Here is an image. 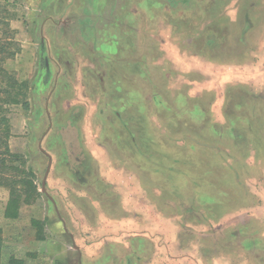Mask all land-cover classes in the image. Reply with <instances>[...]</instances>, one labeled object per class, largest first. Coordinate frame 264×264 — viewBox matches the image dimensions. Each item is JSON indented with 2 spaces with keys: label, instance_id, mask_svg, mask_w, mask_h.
<instances>
[{
  "label": "rangeland",
  "instance_id": "rangeland-1",
  "mask_svg": "<svg viewBox=\"0 0 264 264\" xmlns=\"http://www.w3.org/2000/svg\"><path fill=\"white\" fill-rule=\"evenodd\" d=\"M116 1L119 0H84L86 3L78 9L82 15L80 18L74 16V19L68 6L60 4L56 7L59 13L53 6L51 12L66 18L69 25L72 21L77 23V30L40 34L38 25L52 14L42 15L38 24L39 0H0V39H6L10 36H7L8 29L12 30L16 42L12 48L18 52L6 68L17 79L19 72L14 71L15 68L24 73L18 80L26 83L20 91L26 94L22 101L27 102V109L22 103L4 106L8 110V122L0 125L8 135L7 149L0 146V264H7L10 257L20 264H65L56 259L61 247L59 235L50 227L60 219L84 221V210L72 204L73 198L82 199L92 208L85 213L98 224L72 228L83 239L80 242L73 243L63 234L62 246L67 244L73 248L75 244L86 256L79 260L75 252L71 264H97L99 259H95L94 254L99 251L105 259L102 264H264V0H248L250 6L256 5L257 9L251 13V35L246 38L243 52L237 41L240 24L236 15L232 53L228 60L235 66L220 73L223 76L229 74L233 80L229 84L232 90L245 87L244 97L250 101L237 112V116L246 122L243 126L231 122L232 126H228L221 117L217 123L209 115L203 123L198 122L196 118L200 115L194 105L195 99L179 98L184 85L178 75L167 76L162 69L155 68L152 64L155 52L146 56L145 51L130 49V43L149 45L142 37L138 40L135 32L133 36H125L121 46V42L117 44L114 54L115 46L110 43L113 37L108 31L113 30L114 36H119L122 26L120 20L115 19V14L119 15L120 11L115 10L119 6ZM127 1H130L128 6L137 2ZM54 18L55 22L60 21L56 16ZM80 23L93 29L86 35ZM84 37L89 39L93 52V47L98 49L105 45V49L98 51L108 52L110 58L98 59L103 65L107 64L110 76L118 70L128 72L129 64L134 61L149 60L150 65L145 63V66L151 67L140 72L138 77L133 71L136 81L133 98L126 97L128 91L125 89L123 95H117L113 92L114 86L109 81L103 82L102 75L98 76V89L108 92V106L122 113L120 117L119 113L106 109L108 121L96 124L95 130L88 131L107 149L111 158L107 170L101 163L92 161L90 152L82 145V131L60 129L56 125L50 130V124L40 120L46 111V101L56 87L58 70L63 69L62 74L65 72L64 67L57 68L55 54L60 52V63L66 67L65 59H62L70 53L66 43L75 44L76 39L83 40ZM72 51L76 75L84 68L76 56L85 59L90 54L87 50ZM113 66L114 69L117 67L114 71ZM124 86L130 89L128 84L124 83ZM147 88L155 96L149 97ZM73 93L71 89L70 96ZM121 101L132 103L133 110L128 113L135 116V120L131 121L130 115L119 108ZM206 102L209 111L212 101ZM233 102L238 104L240 100ZM90 105L91 102L86 100L84 107L72 109L71 117L65 123L71 127L78 119V124H84L89 118ZM58 109L54 108L53 112ZM241 110L244 114H240ZM212 122L215 124L213 129L210 128ZM6 136L1 135L0 141ZM11 154L18 158L7 160ZM49 156L52 164L46 190L57 208L41 191ZM62 164L65 167H60ZM67 170H71L72 179L76 181L73 187L65 179L57 178ZM110 171L124 176L137 175L138 187L146 191V194L139 193L138 215L140 223H146L140 230L147 235L130 236V244L108 239L106 242L105 236L98 237L93 232L105 228V206L108 200H115L106 195L111 194L113 186L106 187L102 179ZM116 198L120 201L121 197ZM145 199L149 201L148 205ZM113 227L111 237L118 240L123 235ZM41 237L47 239V243L39 244Z\"/></svg>",
  "mask_w": 264,
  "mask_h": 264
},
{
  "label": "crops",
  "instance_id": "crops-1",
  "mask_svg": "<svg viewBox=\"0 0 264 264\" xmlns=\"http://www.w3.org/2000/svg\"><path fill=\"white\" fill-rule=\"evenodd\" d=\"M39 1L38 24L40 18L43 17L42 15L48 14V12L52 14L44 18L38 25L40 34L47 32L51 33L57 30L63 32L64 30L66 31V29H68V31L77 30V23L72 21L69 25V21L66 18L54 14L51 12V8L54 6V11L59 13L60 11H57L56 7L60 6V4L65 7L68 6V11L73 14V19L74 16L80 18L82 13L78 9L81 6L83 7V4L86 3L84 0ZM95 1L96 0H94V2ZM99 1L103 2V0ZM151 1V3H148L147 0H137L136 4L134 3L130 6H128L130 1H116L119 6L115 7V10L120 11L119 15L115 14V19L118 22L120 20L122 26L120 28L121 33L119 36H114L113 30L111 32L108 31V34H111L113 37L112 40H110V43L115 46V51H113L114 54H116L118 47L117 44L124 40L125 36H133V33L135 32V36H139L138 40L142 37L145 42L147 40L149 41V45L146 44L144 46H140L139 42H137L136 45L130 43V49L133 50L132 48H135L137 51L138 49L145 51L146 56L155 52V54H153L155 56V61L152 63L154 67L162 69L163 73L167 76H170L172 73L178 75L179 80L182 85H184L180 91L181 95L179 98L182 100H190L191 98L195 99L194 105L198 109L196 111L200 116H202L200 117L195 113L199 116L196 118L198 122L203 123L204 119H206L209 115L214 117L217 123L221 121L222 118L224 123H228V126H232L234 123H239L243 126V123L245 124L246 122L237 116V112L240 111L239 109L244 108L243 106L246 105V102L250 101L244 97L245 87L241 86L242 88L240 89L242 90L238 91L232 90L231 85L229 84H232L233 80L230 79L229 74L223 76L220 73L222 71H228L230 68L235 66L228 62L229 55L232 53L231 41L233 39V35L235 34L233 27V23L235 21L234 19L237 17L239 19L240 26H238L237 41L238 45H240L239 48H241L243 52L245 51L246 38L249 39L251 35L249 27L252 16L251 13L254 12V9L256 11L257 6H250V2H248V0ZM110 5L112 6V4ZM55 16L60 19L59 22H55ZM45 19L47 20L44 21ZM80 24L82 31H85L86 35L90 33V31L88 32L89 29H93L86 23ZM116 30L118 31V28H116ZM84 38L85 39L83 40L81 38H78L80 40L76 39L75 44H71L69 41L66 43V45H68L67 49L70 50V53H66L64 58H62L65 59L66 67L60 63V52L55 54L57 68L59 69L64 67L65 72L62 74L63 69L60 71L58 70L59 74L56 77V87L52 90L46 101V111L44 112V115L42 114L40 116V120L42 123L47 121L50 124V130H52L54 125H56L57 128L61 127L60 129H72L78 130L79 132L82 131V133H84V138L82 136V145L88 149V152H90V156L93 157L92 161L96 164L101 163L103 165L102 168L107 170V163L111 162L107 149L103 147L100 142H98L97 136H90L88 131L91 132L93 129L95 130L96 127L93 128V126L96 124H105L108 121L107 113L105 111L106 109L119 113L120 117L122 113L117 109H112L108 106V92H101L98 89L99 87L96 83L99 80L98 76L102 75L101 79L105 83L109 81L111 86H114L113 92L117 95L118 93H122L123 95L125 89L128 91L126 97L133 98V94L135 92L134 82L136 84V81L133 79V71L136 73V77H138L140 72H144V69H151V67L145 66V63L149 64V60L144 59L143 62L134 61L131 65L129 64L128 72L118 70L117 72H114L113 76H110L107 64L103 65V63H101L98 59V57L103 60L110 58L111 54L108 52H104L102 50V52L98 51V49H105V45L102 44V46L98 49L93 47L94 51L98 52L95 54V52L91 49L92 46L90 47L91 44L89 43V39L86 37ZM248 39L247 43H249ZM42 44L43 41H41V45ZM122 44L123 42L120 43V46ZM72 49H77V52H85V50H87L90 54L85 59H80L78 55L76 56L77 60L83 62L82 66L84 67L80 68L81 70L79 69L80 71L76 75L75 72L77 67L74 65L71 58V54L73 53ZM11 60H7L3 65L7 71L9 70L6 66L12 62ZM14 62L20 66L18 64L19 62ZM116 69L117 67L115 66L114 69L113 66V71ZM14 71L17 73L19 72L17 75L19 77L18 79H20L24 74L22 72L20 73V68H15ZM124 83L128 84L130 89H127L124 86ZM136 88H138V85ZM71 89L72 92H74L72 96H70ZM241 91H243L242 95H240ZM66 92L67 94H65ZM147 92L148 95L150 94L149 97H151V95L155 96V94H152L153 92L149 91V88H147ZM247 93L250 98L249 90ZM62 95L63 97H61ZM75 97L78 99L77 101H75ZM60 98L61 101L59 100ZM127 98L125 99L129 100ZM208 99H211L212 101L209 111L206 108V100ZM234 99H239L240 102L237 104L233 102ZM86 100L91 102L90 110L87 114L89 116L88 121L85 120L84 124H78V119H75L72 126L69 127V125H67L68 122H65L66 120L69 121L71 117L70 114L73 111L72 109L75 107H84ZM113 100L116 103V100ZM126 104L121 101L119 106V108L123 110L124 114L128 113L129 110H133L132 103ZM59 106L61 107V110L58 109ZM235 106L241 107L235 108ZM54 108H57L59 111L53 112ZM233 114L236 116L235 118L231 116L228 117ZM240 114H244L242 110ZM129 115L132 118L130 119L131 121L135 120V116L133 117L131 114ZM214 125L215 124L212 122L210 128L213 129ZM49 159H51L50 156ZM60 167L65 166L62 164ZM70 171L67 170L66 174L63 171V175H58L57 178L60 180L65 179L66 182L73 187V185L76 184V181H74L75 179H72L73 175L70 174ZM86 172L90 173L89 169H87ZM102 179L105 181L106 187L113 186L111 194L108 193L106 195H108V197H115V203H113L114 201L110 202L108 200L105 207L107 216L109 217L105 215L103 219L105 222L103 227L105 228L102 227L103 229L93 232H96L95 234H97L98 237L105 236V241L108 239L109 241L113 240L115 242H122L125 244L131 243L132 240L129 239L130 236H138L142 234L147 235L144 230H140V228H144L146 226V223L144 221L140 223L138 215L140 207L139 193L142 191L146 194V191L143 188L140 189L138 187V176L133 174L124 176L122 173L110 171L103 175ZM96 188L100 190L99 187ZM100 191H102V189ZM118 195L121 197L120 201L116 200ZM73 199L74 203L72 204L79 206L78 208L84 210V221L83 219L82 222L81 220H71L72 222H67L66 220L60 221L61 219L58 215L60 220L55 222L54 225L52 224L50 227L52 231L55 230L59 235L57 239L60 244L59 246L61 247L56 259H59V261H62L65 264L72 263L75 252L77 253L79 260L81 257L82 259L86 258V256L82 250L77 251L74 248L68 247L67 244L66 247L62 246L63 244H61V242H64L62 240L64 239L63 234L68 236L73 243L74 241L80 242L83 239L76 231H73L72 228L81 226L94 227L98 224H96L95 219L91 215L85 213L87 210H91L92 208H90L89 205H86L82 199ZM144 201L145 204H149L147 199ZM141 205H143V202H141ZM144 207L147 210V206ZM55 210L58 213V210ZM113 226L117 227L120 230L118 232H120V234L125 238L122 236L117 240L114 237H111L114 233V230L112 231L111 229L114 228ZM243 226L246 227L247 223L244 222ZM46 240L47 239H40L38 243L43 245L44 243H47ZM80 251L82 254H80ZM101 252L102 251H99L97 254H94V257H96L95 259H99V263L97 264H102V261L105 260L103 258V253ZM104 256L106 258L107 254ZM218 258L219 257L216 255L217 260Z\"/></svg>",
  "mask_w": 264,
  "mask_h": 264
},
{
  "label": "trees",
  "instance_id": "trees-1",
  "mask_svg": "<svg viewBox=\"0 0 264 264\" xmlns=\"http://www.w3.org/2000/svg\"><path fill=\"white\" fill-rule=\"evenodd\" d=\"M8 31L9 32L7 33V36H10H8L4 40L0 39V125H6L8 122V110H6L4 106L22 103V106L27 109V102H25L24 100L22 101L21 99L25 98L26 94H23L20 91V88H22V86L25 87L26 83L19 82L15 78L14 74L12 72L7 71L3 66L7 60L14 59L18 54L17 50H13L12 48L14 45H16L15 39L13 37L14 32L9 29ZM3 132L4 131H2L1 128L0 136L7 135L6 130L4 133ZM7 137L8 135L6 136V138L4 137L5 140L0 141V146H4L5 149H7ZM16 158H18V156L14 157V155L11 154L8 156L7 160H15ZM38 239L42 240L43 238L41 237ZM7 264H20V261H17L15 258L10 257L8 259Z\"/></svg>",
  "mask_w": 264,
  "mask_h": 264
},
{
  "label": "water",
  "instance_id": "water-1",
  "mask_svg": "<svg viewBox=\"0 0 264 264\" xmlns=\"http://www.w3.org/2000/svg\"><path fill=\"white\" fill-rule=\"evenodd\" d=\"M50 167H51V159H49V165H48V168L46 170L45 176H44V178L42 180V183H41V191H42L43 194H45L48 197V199L51 201L53 206L56 208V203H55L54 199L51 196L48 195L47 190H46V179H47V176H48V174L50 172ZM73 248L75 250L79 251L78 247L75 244H73Z\"/></svg>",
  "mask_w": 264,
  "mask_h": 264
}]
</instances>
